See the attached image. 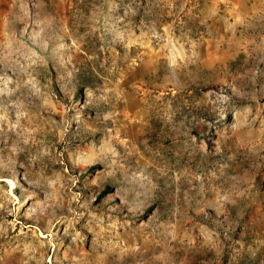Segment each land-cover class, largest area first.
<instances>
[{
	"label": "rangeland",
	"instance_id": "374dc122",
	"mask_svg": "<svg viewBox=\"0 0 264 264\" xmlns=\"http://www.w3.org/2000/svg\"><path fill=\"white\" fill-rule=\"evenodd\" d=\"M0 264H264V0H0Z\"/></svg>",
	"mask_w": 264,
	"mask_h": 264
}]
</instances>
